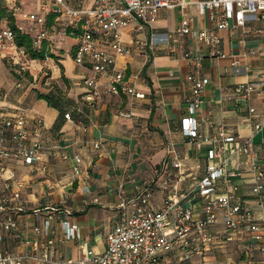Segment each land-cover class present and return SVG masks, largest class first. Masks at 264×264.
<instances>
[{
	"label": "built area",
	"instance_id": "obj_1",
	"mask_svg": "<svg viewBox=\"0 0 264 264\" xmlns=\"http://www.w3.org/2000/svg\"><path fill=\"white\" fill-rule=\"evenodd\" d=\"M5 1L16 27L13 28L7 19L0 22V52L13 63L22 59L35 61L17 44V30L30 35L37 49L45 45L50 50L65 37L73 38V59L76 64L88 68L83 83L88 88L85 97L90 101L100 95L101 86L115 94L144 96L135 88L127 72L115 65V59L132 50V46L123 42V29L132 22L136 23V29L151 26L161 8L179 6L185 9L194 4L199 14L208 15V27L193 29L190 18L182 11L180 23L172 34H192L206 45L210 56L225 55L220 32L230 27L231 18L237 27L244 26L248 20H264V0ZM256 31L264 33V28ZM166 39L168 35L152 33L149 41H138L136 46L152 51L156 40ZM182 56L189 66L190 94L180 130L192 145L206 148L205 173L189 188L183 187L182 155L170 145L169 156L157 176L139 181L131 178L134 193L130 196L121 193L117 216L104 236L101 251L83 243L80 257H55L53 220L62 212L69 214L67 209L32 208L30 212L35 220L31 226L32 235L26 231V221L22 222V227L21 215L26 212L25 182L16 164L33 167L39 163L42 171L47 170L41 134L44 125L36 116L33 118L35 128H29V119L23 111L0 113V264H201L211 244L224 246L238 233L247 235L243 243L245 255L264 252V216H255L243 201L235 200L227 190H219L217 184L219 178L228 186L230 179L243 176L246 170L231 162L235 156H244L253 176V200L264 208V157L259 159L253 147L255 133L264 129V72L238 82L234 89L233 105L250 117L249 134L238 136L224 125L203 134L199 131L196 113L209 79L201 75L202 55L187 50ZM238 62L236 58L231 61L236 71ZM104 74L108 79L102 84L100 78ZM64 116L71 118L70 112ZM94 146L98 147L99 142ZM63 157L68 158L65 153ZM73 158L77 162L81 160L77 153ZM73 167L74 174L78 175L79 166ZM156 192L162 194L159 206L153 201ZM195 200H201L198 209L193 206ZM60 226L66 237L79 238L76 222L61 219ZM12 235L19 236L22 247L17 250L7 243Z\"/></svg>",
	"mask_w": 264,
	"mask_h": 264
},
{
	"label": "crops",
	"instance_id": "obj_2",
	"mask_svg": "<svg viewBox=\"0 0 264 264\" xmlns=\"http://www.w3.org/2000/svg\"><path fill=\"white\" fill-rule=\"evenodd\" d=\"M182 11L190 18L193 29L210 25L208 15L199 14L196 5L190 4L185 9L161 8L151 26L136 29V23L132 22L123 29V42L132 46V50L117 56L115 65L127 72L138 92L144 93L143 97L115 94L101 86L102 92L96 99H86L88 88L83 78L88 68L76 64L68 53L63 59L57 58L62 71L53 67L51 76L56 81L62 76L66 89L50 87L47 93L52 103H48L30 91L32 83L25 87L16 78L6 65L9 57L0 52V113L23 111L29 119V128H35L36 116L44 125L41 134L47 170L42 171L39 163L33 167L16 164L25 182L26 212L21 215V223H28L26 231L31 234L35 222L32 208L42 210L53 206L70 212H62L53 220L55 257L78 258L83 243L101 251L104 236L117 216L121 193L125 196L134 193L131 178L139 181L157 176L169 156L170 145L182 155L183 187L189 188L205 173L206 148L192 145L180 130L190 94L189 66L182 56L185 51L202 55L201 75L209 79L196 113L199 131L208 134L224 125L238 136L249 134L250 117L233 105L234 89L238 82L264 72V33L256 31L264 28V20H248L244 26L237 27L231 18L230 27L220 32L225 55L210 56L206 45L192 34H172L180 23ZM152 33L168 35V39L156 40L152 51L136 46L138 41H149ZM71 39L74 46L75 40ZM234 58L239 61L237 71L231 65ZM107 79L108 75L104 74L100 82L103 84ZM66 112H70V119L64 116ZM262 132L264 129L253 137L259 159L264 157V135L257 138ZM96 142L98 147L94 146ZM75 153L80 155L79 162L73 158ZM244 158L235 156L231 162L246 170L242 177L230 179L228 186L219 178L217 184L219 190L229 191L235 200L243 201L255 216L261 217L264 208L253 200V176L250 163ZM74 165L79 166L78 175L74 174ZM161 200L162 194L156 192L155 205L159 206ZM193 206L198 209L201 200H195ZM66 218L78 224L79 238L66 237L60 226V220ZM246 239L247 235L238 233L224 246L211 244L201 264H264V252L256 251L251 256L243 253ZM7 243L16 250L22 247L19 236L8 237Z\"/></svg>",
	"mask_w": 264,
	"mask_h": 264
},
{
	"label": "rangeland",
	"instance_id": "obj_3",
	"mask_svg": "<svg viewBox=\"0 0 264 264\" xmlns=\"http://www.w3.org/2000/svg\"><path fill=\"white\" fill-rule=\"evenodd\" d=\"M73 43L74 41L71 38L65 37L61 43L53 44V47L50 49V53L55 56L47 55L45 59L39 60L35 59V61L30 62L25 61L24 59L21 62L13 63L9 60L6 62L8 68L12 69L13 74L16 75V78L25 83V87H29L30 83L34 86H31L30 91L33 92L37 96V91L47 93L50 87H63L66 89L65 84L63 83L62 76L58 78V81L51 78L53 74V67H59L60 71H62V67L60 65V61L57 60L63 59L65 54H70L72 56L73 53ZM264 135V132L257 135V138Z\"/></svg>",
	"mask_w": 264,
	"mask_h": 264
},
{
	"label": "trees",
	"instance_id": "obj_4",
	"mask_svg": "<svg viewBox=\"0 0 264 264\" xmlns=\"http://www.w3.org/2000/svg\"><path fill=\"white\" fill-rule=\"evenodd\" d=\"M8 9H9V6L6 3V1L0 0V22L3 19H7L9 24L13 26V28H15L16 26L14 25V16L12 12ZM15 39H16L17 44L20 47L25 48L29 52L30 56L34 59L43 60L45 59V57H47V55H50L52 57L55 56L52 53H50L49 48H47L45 45H43L39 49L34 48L32 45V39L30 35H28L27 33H22L17 30L15 34ZM57 92L60 93L61 89H58ZM37 98H43L48 103H52L51 96L48 93L37 91Z\"/></svg>",
	"mask_w": 264,
	"mask_h": 264
}]
</instances>
